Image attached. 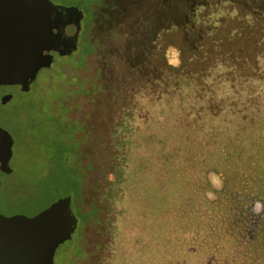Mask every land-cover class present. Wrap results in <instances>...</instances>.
<instances>
[{
	"label": "trees",
	"instance_id": "trees-1",
	"mask_svg": "<svg viewBox=\"0 0 264 264\" xmlns=\"http://www.w3.org/2000/svg\"><path fill=\"white\" fill-rule=\"evenodd\" d=\"M113 6L117 30L43 67L37 103L62 121L40 180L83 218L74 264H264V0Z\"/></svg>",
	"mask_w": 264,
	"mask_h": 264
},
{
	"label": "rangeland",
	"instance_id": "rangeland-1",
	"mask_svg": "<svg viewBox=\"0 0 264 264\" xmlns=\"http://www.w3.org/2000/svg\"><path fill=\"white\" fill-rule=\"evenodd\" d=\"M77 1H81L80 10L83 17L79 44L74 51L77 53L84 49L83 51L88 52L96 43L94 41L95 31L101 38L107 41L108 36H112L115 29L118 28L117 23H115L118 14L113 6L116 0H104L101 5H99L100 0ZM52 2L55 5H64L69 3V0H52ZM114 23L115 26L113 25ZM102 41L104 40L100 42ZM84 45L85 47L83 48ZM101 48H103V45ZM103 54L104 51L99 48V51L94 56L89 57L92 72L90 71L91 73L89 72V74L86 72L88 75L93 74L98 69L97 64H101ZM60 58V56L55 57L52 66ZM49 70L48 68H42L38 72L36 82L42 81L43 86H41L39 94L32 93L36 97L35 101L33 100L35 104L30 102V99H33L31 93L20 92V97L13 107L0 109V120L11 129L10 131L17 139L21 151L15 159L16 173L9 181L12 186L0 194V210L8 214L20 213L32 216L51 206H54L58 211H68L70 209L63 201L52 202L51 204V201L45 198V193H42L41 190V171L47 166L48 162L50 165L52 164V158L47 160L44 155L46 151H58L57 156H60V149L56 145H60L59 143H61L60 132L56 133V131H59L58 127L62 121L53 119L52 122L48 123L49 121L45 118L46 116L43 115H50L45 110L37 108V103L41 102L39 99H42L40 103L42 104L44 97L48 95L49 89L52 88L49 84L47 86L46 81H43V79H46ZM34 111H38L40 115V120L36 125L30 120L32 117L28 116L29 112ZM52 113L53 111L51 110L50 114L52 115ZM54 115L55 112L53 113ZM54 138L58 140L56 143L53 142ZM84 184L85 188H88L91 184V179L87 178ZM91 193L93 195V191ZM82 222L83 218L77 215L76 227L72 238L61 246L59 244L54 245L56 264H74V259L77 257L75 254L78 252L80 254L82 246ZM99 224L102 226L101 222ZM84 231L89 234L84 236L86 242L95 243L97 239L101 240L100 235L93 233V230L85 229ZM105 234L109 235L107 230H105ZM109 239H111L110 235Z\"/></svg>",
	"mask_w": 264,
	"mask_h": 264
},
{
	"label": "water",
	"instance_id": "water-1",
	"mask_svg": "<svg viewBox=\"0 0 264 264\" xmlns=\"http://www.w3.org/2000/svg\"><path fill=\"white\" fill-rule=\"evenodd\" d=\"M52 7V0H0V86H29L52 64ZM76 219L54 206L32 216L0 213V264H55L54 245L72 238Z\"/></svg>",
	"mask_w": 264,
	"mask_h": 264
},
{
	"label": "flooded vegetation",
	"instance_id": "flooded-vegetation-1",
	"mask_svg": "<svg viewBox=\"0 0 264 264\" xmlns=\"http://www.w3.org/2000/svg\"><path fill=\"white\" fill-rule=\"evenodd\" d=\"M48 15L51 18L50 33L54 42L51 51L46 53L51 54L54 61L55 57L59 55L66 56L76 52L74 50L78 47L82 31V11L76 6L54 4V7L48 11ZM31 87V82L29 86L22 84L1 85L0 109L13 107L20 97V92L32 93ZM10 130L0 120V194L12 186L9 181L16 173L15 159L21 152L18 141ZM0 213L13 215L1 210Z\"/></svg>",
	"mask_w": 264,
	"mask_h": 264
}]
</instances>
